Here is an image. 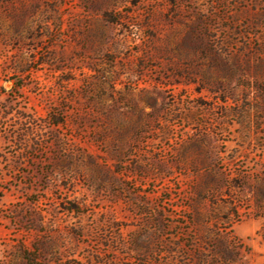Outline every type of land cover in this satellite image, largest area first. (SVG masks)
<instances>
[{"label": "rangeland", "instance_id": "374dc122", "mask_svg": "<svg viewBox=\"0 0 264 264\" xmlns=\"http://www.w3.org/2000/svg\"><path fill=\"white\" fill-rule=\"evenodd\" d=\"M0 264H264V0H0Z\"/></svg>", "mask_w": 264, "mask_h": 264}]
</instances>
